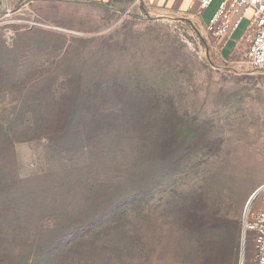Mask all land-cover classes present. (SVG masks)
Returning a JSON list of instances; mask_svg holds the SVG:
<instances>
[{
  "label": "rangeland",
  "instance_id": "374dc122",
  "mask_svg": "<svg viewBox=\"0 0 264 264\" xmlns=\"http://www.w3.org/2000/svg\"><path fill=\"white\" fill-rule=\"evenodd\" d=\"M19 8L0 3V264H254L243 225L264 208L262 191L247 212L264 186V69L248 20L227 49L199 14L146 0ZM59 111L152 117L140 133L107 113L46 132Z\"/></svg>",
  "mask_w": 264,
  "mask_h": 264
},
{
  "label": "built area",
  "instance_id": "2783aa9c",
  "mask_svg": "<svg viewBox=\"0 0 264 264\" xmlns=\"http://www.w3.org/2000/svg\"><path fill=\"white\" fill-rule=\"evenodd\" d=\"M215 1L199 0L198 2L201 9L206 10ZM8 4V0H5V5ZM8 12L12 13L11 10ZM245 19H248V30H251L249 62L255 68L264 69V0H221L206 27L215 38H226L237 31ZM243 232L244 235L250 233L254 237V264H264V208L248 212Z\"/></svg>",
  "mask_w": 264,
  "mask_h": 264
},
{
  "label": "trees",
  "instance_id": "16d2710c",
  "mask_svg": "<svg viewBox=\"0 0 264 264\" xmlns=\"http://www.w3.org/2000/svg\"><path fill=\"white\" fill-rule=\"evenodd\" d=\"M53 117H46L47 129L51 125L57 126L56 132L59 134L67 132L72 128H76L80 131L87 129L90 126L99 125L101 116L107 113V117H112V119L106 125L112 128L113 131L119 130L122 126L126 129H131L137 133L141 132V128L146 124H150L152 113L150 111H59ZM54 116V115H53ZM43 126V128H46ZM223 228L230 237V241H235V234L237 233V227L231 219L224 222ZM231 259L228 256L223 257V264H228Z\"/></svg>",
  "mask_w": 264,
  "mask_h": 264
},
{
  "label": "crops",
  "instance_id": "0c3cea01",
  "mask_svg": "<svg viewBox=\"0 0 264 264\" xmlns=\"http://www.w3.org/2000/svg\"><path fill=\"white\" fill-rule=\"evenodd\" d=\"M81 1H85V0H81ZM198 1L199 0H146V2L153 9H155L158 12L171 13V14H181V15H189V14L191 15V14L197 13L200 15L202 21H204L203 15L205 14V12L208 8L206 10L201 9V6H200ZM12 2L20 3L21 8H19L18 11L21 12L22 10H24V8L28 7L31 4H32V6L33 5L39 6L40 3H42V2L44 3V0H8V3H12ZM210 19H209V21H210ZM245 20H248V19H245ZM208 22L207 23L205 22V24L207 25ZM232 36H233V34L229 37L223 38V40L225 41L227 49H229L228 46H230V44H231L232 40L230 38ZM244 36L245 35L240 37L239 40L235 43V45L238 44L240 41H242Z\"/></svg>",
  "mask_w": 264,
  "mask_h": 264
},
{
  "label": "bare ground",
  "instance_id": "6f19581e",
  "mask_svg": "<svg viewBox=\"0 0 264 264\" xmlns=\"http://www.w3.org/2000/svg\"><path fill=\"white\" fill-rule=\"evenodd\" d=\"M264 191V188L259 192V194H257L251 202H249L248 207H247V212L250 210V208L252 207V204L254 203V201L258 198V196L261 194V192Z\"/></svg>",
  "mask_w": 264,
  "mask_h": 264
},
{
  "label": "water",
  "instance_id": "95a60500",
  "mask_svg": "<svg viewBox=\"0 0 264 264\" xmlns=\"http://www.w3.org/2000/svg\"><path fill=\"white\" fill-rule=\"evenodd\" d=\"M4 2H5V0H1V1H0V3H4ZM263 188H264V186L261 187V188H259V189H258V190L252 195V197H251V199H250L249 202H251L252 199H253L257 194H259V192H260Z\"/></svg>",
  "mask_w": 264,
  "mask_h": 264
}]
</instances>
